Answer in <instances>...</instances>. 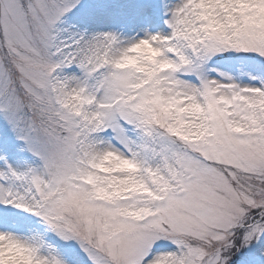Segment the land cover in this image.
<instances>
[{"label": "snow or ice", "instance_id": "6c2138e0", "mask_svg": "<svg viewBox=\"0 0 264 264\" xmlns=\"http://www.w3.org/2000/svg\"><path fill=\"white\" fill-rule=\"evenodd\" d=\"M0 264H264V0H0Z\"/></svg>", "mask_w": 264, "mask_h": 264}]
</instances>
